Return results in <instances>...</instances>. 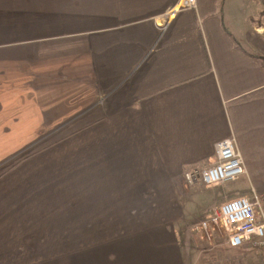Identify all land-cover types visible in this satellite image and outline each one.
<instances>
[{
	"label": "crops",
	"instance_id": "1",
	"mask_svg": "<svg viewBox=\"0 0 264 264\" xmlns=\"http://www.w3.org/2000/svg\"><path fill=\"white\" fill-rule=\"evenodd\" d=\"M2 1L14 24L25 0ZM181 1L32 0L18 40L0 22V264H197L174 183L226 139L264 197V20L194 0L166 21Z\"/></svg>",
	"mask_w": 264,
	"mask_h": 264
},
{
	"label": "rangeland",
	"instance_id": "2",
	"mask_svg": "<svg viewBox=\"0 0 264 264\" xmlns=\"http://www.w3.org/2000/svg\"><path fill=\"white\" fill-rule=\"evenodd\" d=\"M240 2L242 18L244 21L240 23V28L238 30L244 31L246 24L245 21H247V18L249 17L253 19L252 21L248 20L249 28H251L253 24L254 26L263 24L264 0H240ZM37 5L38 3L32 4V0H25L24 4L18 6V9L22 8L20 12L13 15L16 17L15 23L13 24V17H10L7 9H3L4 2L2 1V13L0 15L1 30L10 32L13 39L18 40L25 33L27 24L31 28L34 23L39 22V19L36 18H29L27 20V17L36 14L35 7ZM229 21L232 22V20L225 18V24L227 25L223 30L225 34V42L234 46H239L242 58L245 56L247 57L250 53L248 45H246L243 40L238 39L237 30L228 26ZM248 177L249 176L245 175L239 179L213 187H204L199 184L191 186L186 184L182 177H179L176 180V183H174L175 195L172 201H174L178 207L177 214H180V218L185 220L184 225L182 224L183 232H186V235L191 233L193 236L190 240L193 243L192 259L194 263L196 262L197 264H202V261H204L205 257H207L204 264H228L239 262L254 264L252 262H248L251 261L250 259H247L246 261L228 260L226 263L222 262L223 255L228 250L226 232L219 222L214 223L212 221L215 210H217L225 202L236 197H248L249 199L254 197L249 191L250 179ZM255 195L259 198L261 209L264 214V197L258 193ZM129 213L130 215L133 214V212ZM131 217H133V215ZM129 227L128 229L131 230V226ZM88 229L93 228L88 227ZM174 232L175 235L177 233L176 237L179 239V232L176 229H174ZM235 249H239L241 252L244 251L247 253L254 251L247 243L242 245V247ZM201 251L202 255H200Z\"/></svg>",
	"mask_w": 264,
	"mask_h": 264
},
{
	"label": "built area",
	"instance_id": "3",
	"mask_svg": "<svg viewBox=\"0 0 264 264\" xmlns=\"http://www.w3.org/2000/svg\"><path fill=\"white\" fill-rule=\"evenodd\" d=\"M194 5V0L179 2L166 14V21L173 20L182 10L194 7ZM214 152L215 161L211 165L184 172L182 178L186 184L213 187L246 175L242 157L236 148L234 139L218 142ZM212 221L222 225L226 232V242L231 248H239L247 243L253 250L264 251V214L258 197L254 196L251 199L236 197L225 202L215 210ZM258 264H264V259H261Z\"/></svg>",
	"mask_w": 264,
	"mask_h": 264
},
{
	"label": "trees",
	"instance_id": "4",
	"mask_svg": "<svg viewBox=\"0 0 264 264\" xmlns=\"http://www.w3.org/2000/svg\"><path fill=\"white\" fill-rule=\"evenodd\" d=\"M223 3V0L221 1V4Z\"/></svg>",
	"mask_w": 264,
	"mask_h": 264
},
{
	"label": "bare ground",
	"instance_id": "5",
	"mask_svg": "<svg viewBox=\"0 0 264 264\" xmlns=\"http://www.w3.org/2000/svg\"><path fill=\"white\" fill-rule=\"evenodd\" d=\"M194 4H195V1H194Z\"/></svg>",
	"mask_w": 264,
	"mask_h": 264
}]
</instances>
